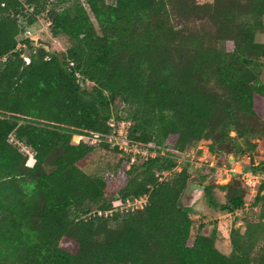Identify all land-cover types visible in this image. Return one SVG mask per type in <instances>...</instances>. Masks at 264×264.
I'll return each mask as SVG.
<instances>
[{"label":"trees","instance_id":"16d2710c","mask_svg":"<svg viewBox=\"0 0 264 264\" xmlns=\"http://www.w3.org/2000/svg\"><path fill=\"white\" fill-rule=\"evenodd\" d=\"M46 11L65 48L25 37ZM258 33L264 0H0V264H264V179L227 254L216 221L194 229L183 203L196 185L213 211L244 208L239 175L213 174L229 155L264 173ZM113 117L129 121V146L149 151L136 163L113 145L125 157L87 173L77 163L112 144ZM202 140L217 163L207 173L185 155Z\"/></svg>","mask_w":264,"mask_h":264},{"label":"rangeland","instance_id":"374dc122","mask_svg":"<svg viewBox=\"0 0 264 264\" xmlns=\"http://www.w3.org/2000/svg\"><path fill=\"white\" fill-rule=\"evenodd\" d=\"M51 2L54 3L56 8L61 9L65 7L68 2L72 1L69 0L68 2H60L58 0H50ZM198 2H205V1H210V0H197ZM53 5V4H52ZM25 31V37H31L33 40L41 41V42H49V44L61 48H65V39L62 37H53L51 34L50 30V21L48 19V13L47 11L44 12L43 14L37 16L36 21L33 25L30 26H25L24 27ZM256 39L258 41L264 40V34L258 33L256 35ZM20 48H22V45H18ZM24 53L27 51V49L23 50ZM262 78L264 79V71L262 74ZM114 118V117H113ZM124 119L119 120V134H123L125 130V125L122 124V121ZM233 134V133H232ZM114 137H110L109 139H112L114 143H119L123 144L121 142L122 136H118L116 139H113ZM10 141H12L14 144H16L25 154H27V165H32L34 162V153L31 151V149L24 145L22 142L17 141L13 135L10 136ZM209 141H200L197 144L196 149L189 150L188 152L185 153L186 157H188L192 161V166L199 169L200 172H209V167H214L216 166V161L213 157V155H210L207 151V144ZM118 145V146H119ZM25 147V149H24ZM153 146L150 145V148ZM202 150L200 154L197 153V150ZM149 151L148 149H145ZM259 151L264 152V143H259L257 152L255 154V159L256 161L261 158V155H259ZM154 154V152H151ZM135 157L137 158L136 163L141 162L142 158L139 156V153H135ZM264 155V153H263ZM125 157V154L116 151L113 149V143L109 145L108 148H102V147H97L94 151L89 153L87 156H85L82 160H80L77 165L84 170L87 173L90 174H102L106 173L109 171V168L114 166L118 161L119 158ZM231 157V161H230ZM233 156L229 155V162L230 164H227L225 161H222L223 164L218 166L213 172V174H217V177L221 178L222 173L224 171H231L229 169L233 168L235 169V174L239 175L240 177V170H237V167H241L243 169L245 168H250L252 165L249 162V156L246 154L239 159H237L236 162H233ZM135 163V164H136ZM128 167V166H127ZM223 167L224 170L223 172L219 171V168ZM236 167V168H235ZM225 171V172H226ZM197 174L192 175V184H197L198 179H197ZM209 179V177H208ZM241 179V178H240ZM194 186V185H193ZM257 184L248 188L247 191L248 194L245 196V206L242 210H239L235 213H220L218 211H213L211 208H209L203 198L202 190L200 188H197L195 185L194 187L191 188L193 190L190 194L191 196L189 197H184L183 203L184 204H191L193 209H194V214H192V218L194 219V229L198 227L199 224H206L205 226V231L207 233L211 232V229L213 228L212 221H216V228L219 230V236L218 239H216V246L220 251L223 253H229V243L228 240L226 239L230 229L232 227L239 228L241 231L244 230V223L247 219L251 218L253 216V213H256L257 207L253 206V201L255 197V191H256ZM216 199L217 201L223 202L225 200V193L220 190H216ZM145 198H139L130 201V205H118L119 203L116 202V208H140L144 204ZM122 206V207H120Z\"/></svg>","mask_w":264,"mask_h":264},{"label":"built area","instance_id":"2783aa9c","mask_svg":"<svg viewBox=\"0 0 264 264\" xmlns=\"http://www.w3.org/2000/svg\"><path fill=\"white\" fill-rule=\"evenodd\" d=\"M25 60H26V61H29V59L26 58V57H25ZM119 123H120V122H118V121L115 122V121H114V118H111V119L109 120V124H110L111 126H113V131L115 132V135H114V138H113V139H116L118 136H122V140H121V142H123V144H121V146H120L119 143H114V142L112 141V139H109V141L112 142L113 145H116V144L119 145V146H118L119 149H122L123 151H130V152H132L133 154H135V153H139V154H141L142 156H146V155H147V152H146L145 150H141V149H139L137 146H129V145H128V142H127V139H126V134H127V128H128V126H129V121H128V120H123V121H122V124L125 125V130H124V133H123V134H119V125H120ZM24 149H25V147H24ZM223 170H224L223 167H220V168H219V171H220V172H223ZM229 170H231L232 172H235L234 167L231 168V169H229ZM239 174H240V178H241V180L243 181V183H244L248 188H250V187L256 185L261 179H264V173L259 172V171H257V172H251V171H240ZM128 204H129V202H128Z\"/></svg>","mask_w":264,"mask_h":264},{"label":"crops","instance_id":"0c3cea01","mask_svg":"<svg viewBox=\"0 0 264 264\" xmlns=\"http://www.w3.org/2000/svg\"><path fill=\"white\" fill-rule=\"evenodd\" d=\"M262 34H264V33H262ZM264 40H262L261 42H263ZM194 190V189H193ZM193 190H191V188H190V190H189V194L193 191Z\"/></svg>","mask_w":264,"mask_h":264},{"label":"water","instance_id":"95a60500","mask_svg":"<svg viewBox=\"0 0 264 264\" xmlns=\"http://www.w3.org/2000/svg\"><path fill=\"white\" fill-rule=\"evenodd\" d=\"M230 161H231V157H230Z\"/></svg>","mask_w":264,"mask_h":264}]
</instances>
